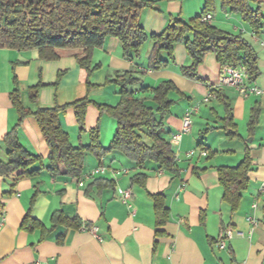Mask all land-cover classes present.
Listing matches in <instances>:
<instances>
[{
	"label": "crops",
	"instance_id": "obj_1",
	"mask_svg": "<svg viewBox=\"0 0 264 264\" xmlns=\"http://www.w3.org/2000/svg\"><path fill=\"white\" fill-rule=\"evenodd\" d=\"M204 7L205 0L158 2L153 8L141 11L140 21L149 36L157 35L174 19L172 16L192 19ZM219 13L217 0L211 23L231 26V15ZM261 34L264 28L257 36ZM259 37L264 39L263 35ZM250 43L258 57L260 77L254 83L247 80V85L264 91V46L255 38ZM152 50L153 42L148 40L138 58H127L122 41L106 38L101 47L92 51L91 67L99 68L92 74L93 86L89 88L87 73L79 64L85 57L84 48H55V60L41 59L35 49L0 48V161L3 162L8 157L2 138L19 118L10 98L16 88L14 79L26 110L64 106L82 99L92 102L87 108L84 131L80 130L72 108L61 117L62 128L75 147L90 145V132L96 128H99L102 146L111 145L117 123L102 114L98 106L114 107L119 103L118 87L107 84L117 74L133 72L140 82L129 90L149 103L151 90L163 81H171L184 95L170 94L175 105L163 128L164 137L178 156L179 174L160 170L154 164L135 167L122 153L112 151L101 158L86 153L80 179H53L47 170L21 181H16L14 176H0V264H264V95L244 96L235 88L223 85L222 66L213 54H208L198 69L204 82L185 78L181 70L191 65V59L184 44L174 47V60L168 68L149 70ZM162 58L168 59L166 54ZM38 86V102L34 105L30 89ZM212 90L222 91L231 101L241 139L230 140L219 129L224 107L216 98L203 102ZM197 105L199 110L193 117L191 131L182 134L180 144H175L172 137L181 131L187 110ZM255 107L259 109V117L251 134L248 123ZM18 136L24 148L42 157V165L47 167L49 148L36 119L25 118ZM247 148L253 171L249 173V187L243 193L240 208L232 214L230 206L223 201L217 168L236 167L243 161ZM192 150L196 154L190 157L188 153ZM200 150H206L207 156H201ZM100 165L107 168L104 175L84 179ZM118 171L122 173L117 174ZM138 174L147 175L145 187L133 184L132 177ZM97 179H106L112 186L100 189L92 185ZM120 189L131 191L132 208L121 201ZM159 193L165 195L170 210L169 221L161 228L156 227L150 196ZM57 211L69 219L79 218L81 227L58 226L44 238L40 231L29 233L20 229L28 213L50 228L51 218ZM249 217L259 221L251 234ZM228 227L243 232L244 236H234L221 249L219 237ZM93 228L95 234L91 231ZM157 231L163 234L157 235Z\"/></svg>",
	"mask_w": 264,
	"mask_h": 264
},
{
	"label": "trees",
	"instance_id": "obj_2",
	"mask_svg": "<svg viewBox=\"0 0 264 264\" xmlns=\"http://www.w3.org/2000/svg\"><path fill=\"white\" fill-rule=\"evenodd\" d=\"M185 0H0V48L13 50H38L40 58L55 60V48H84L85 57L79 60L87 73V85L91 88V76L99 66L91 67L92 51L101 47L108 37H115L123 43V54L127 58H138L144 44L151 40L153 50L149 58V70L161 71L168 68L174 60V47L184 44L191 65L183 67L182 75L195 82H204L198 75L199 67L208 54L216 56L223 66L244 68L249 83L260 77L258 57L251 44L240 35H234L203 22L208 14L216 12L217 0H205L200 15L189 22L176 18L160 34L149 36L144 30L140 14L145 8H153L158 2H183ZM225 13L241 15L251 30L260 34L264 28V14L261 11L264 0H219ZM256 7H253L255 6ZM166 54L167 60L162 58ZM140 80L131 71L117 74L107 80L108 85L118 87L119 103L114 106L100 105L99 110L117 123V130L111 145L104 148L100 142L99 128L90 132L91 143L88 146L75 147L61 125V117L68 108L75 112L78 126L85 130V117L92 103L82 99L64 106L48 108L38 107L26 110L22 107L17 82L10 94L12 106L18 113L17 124L2 138L7 149L8 161H0V176H14L16 181L37 177L47 170L53 179H80L84 172L86 153L98 157L118 151L135 167L154 164L160 170L179 174L175 154L171 144L163 135L164 121L170 115L175 101L171 93L184 96L171 81H163L150 92L151 102L137 98L130 87ZM59 78L55 84L58 87ZM39 86L30 89V99L34 105L38 102ZM216 99L224 107V116L220 118L222 129L230 140L241 139L234 121L233 108L229 98L222 92L212 90ZM27 117L36 119L41 133L48 145V166L43 167V158L28 152L19 140V129ZM259 109L255 107L248 123L251 134L255 132ZM252 157L247 148L243 161L236 167L217 168L218 180L223 188V201L236 213L242 201L243 193L249 187V173L253 171ZM34 166H39L33 169ZM17 174V175H16ZM146 174L132 177L133 184L145 187ZM92 185L100 189L112 186L106 179H97ZM37 194V191L36 193ZM36 195H34L35 197ZM156 227H164L170 218L164 194H150ZM58 226L67 229H79V218L69 219L61 211L51 218V227L32 218L28 213L20 229L29 233L40 231L42 238L53 232ZM162 235L163 232H156ZM63 242V237L58 241Z\"/></svg>",
	"mask_w": 264,
	"mask_h": 264
},
{
	"label": "built area",
	"instance_id": "obj_3",
	"mask_svg": "<svg viewBox=\"0 0 264 264\" xmlns=\"http://www.w3.org/2000/svg\"><path fill=\"white\" fill-rule=\"evenodd\" d=\"M213 20V15L208 14L207 16H205L203 18V22H208L211 23ZM262 45L264 46V42L262 43ZM222 84L225 86H230L235 88L239 93H241L244 96H249L251 94H255L258 96L264 95V91L258 89L257 87L254 86H248L247 85V73L246 70L244 68H233L231 66H223L222 67ZM216 98V94L214 93H210L204 100L203 102H209L212 99ZM199 107L197 106H193L190 109L187 110L184 118H183V125H182V129L179 133L173 135L172 140L175 144L179 145L181 142V138H182V134H186L189 133L192 129V125H193V117L198 113ZM200 155L203 157L207 156V151L206 150H200L199 151ZM196 151L192 150L188 153V155L190 157L195 156ZM104 159L102 158L101 161H103ZM179 161L178 156L175 155V162L177 163ZM107 171V168L104 165H100L99 167L91 170L90 172H88L87 175L84 176V179H94L100 175H104ZM117 174H121L122 171H118L116 172ZM123 173H127V171L123 172ZM79 185L82 187L84 185V183L81 181L79 183ZM264 190V186L262 188ZM119 195H120V199L124 204H127L129 208H132L130 205V200H131V196L132 193L129 190H119ZM254 209L257 208V205L253 206ZM248 222L252 225V229L250 231V234L252 233V231L254 230V228L256 226L259 225V221L257 219H255L254 217H249L248 218ZM91 231L95 234L96 229L93 228L91 229ZM239 236V237H243L244 233L237 231L235 232L232 228L228 227L225 228L222 233L220 234L219 237V241H218V246L221 249H224L226 247L227 241L232 240L234 238V236Z\"/></svg>",
	"mask_w": 264,
	"mask_h": 264
},
{
	"label": "rangeland",
	"instance_id": "obj_4",
	"mask_svg": "<svg viewBox=\"0 0 264 264\" xmlns=\"http://www.w3.org/2000/svg\"><path fill=\"white\" fill-rule=\"evenodd\" d=\"M218 2H220L219 0H218ZM166 3H168V2H166ZM253 7H256V5L255 6H253ZM220 11H221V13L223 12L222 11V9H221V3H220ZM261 11H262V13L264 14V4L262 5V8H261ZM221 13H219V14H221ZM223 13H225V12H223ZM226 14H228V15H231V17H229V21L231 22L232 21V23H231V26L230 25H223V24H215L214 26L215 27H217V28H219V29H221V30H223V31H226V32H228V33H231V34H234V35H240V36H242L245 40H247L249 43L251 42V40L253 39V38H255L256 40H258V41H260V43H263L264 42V39H262V38H260L259 36H262L263 35V38H264V34H261V35H259V36H257L252 30H251V27H250V25L247 23V22H245L244 20H243V18L241 17V15H237V14H231V13H226ZM174 19H176L178 16H172ZM224 17V16H223ZM171 18V17H170ZM180 18V17H179ZM187 19H183L184 20V22H189L191 19L189 18V17H186ZM227 19L225 20V22L224 23H226L227 24ZM170 23V22H169ZM169 25V24H168ZM167 25V26H168ZM235 27L237 28V29H235ZM253 37V38H252ZM251 44V43H250ZM116 77V76H115ZM220 123H221V121H220ZM222 124V123H221Z\"/></svg>",
	"mask_w": 264,
	"mask_h": 264
}]
</instances>
